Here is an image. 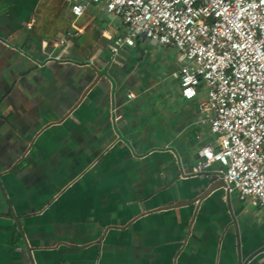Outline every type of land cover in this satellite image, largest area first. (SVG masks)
Wrapping results in <instances>:
<instances>
[{
    "label": "crops",
    "instance_id": "0c3cea01",
    "mask_svg": "<svg viewBox=\"0 0 264 264\" xmlns=\"http://www.w3.org/2000/svg\"><path fill=\"white\" fill-rule=\"evenodd\" d=\"M77 1L0 0V264H264V206L196 171L205 86L183 96L175 46L115 52Z\"/></svg>",
    "mask_w": 264,
    "mask_h": 264
},
{
    "label": "built area",
    "instance_id": "2783aa9c",
    "mask_svg": "<svg viewBox=\"0 0 264 264\" xmlns=\"http://www.w3.org/2000/svg\"><path fill=\"white\" fill-rule=\"evenodd\" d=\"M89 2L122 26L115 52L140 36L179 50L181 92L192 99L205 86L198 109L212 111L209 128L217 137V145L200 148L196 171L219 162L227 194L264 206V0H79L72 4L76 18ZM74 34L54 46L66 51Z\"/></svg>",
    "mask_w": 264,
    "mask_h": 264
},
{
    "label": "water",
    "instance_id": "95a60500",
    "mask_svg": "<svg viewBox=\"0 0 264 264\" xmlns=\"http://www.w3.org/2000/svg\"><path fill=\"white\" fill-rule=\"evenodd\" d=\"M211 190H212V187L209 190H207L208 191L207 193H209Z\"/></svg>",
    "mask_w": 264,
    "mask_h": 264
}]
</instances>
